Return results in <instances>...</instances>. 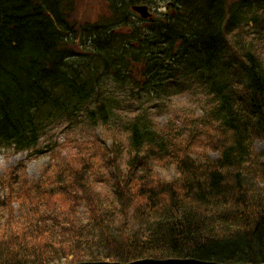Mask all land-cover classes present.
Here are the masks:
<instances>
[{"label":"trees","instance_id":"16d2710c","mask_svg":"<svg viewBox=\"0 0 264 264\" xmlns=\"http://www.w3.org/2000/svg\"><path fill=\"white\" fill-rule=\"evenodd\" d=\"M179 3L72 48L76 0H0V154H26L0 176V264H264V0Z\"/></svg>","mask_w":264,"mask_h":264},{"label":"rangeland","instance_id":"374dc122","mask_svg":"<svg viewBox=\"0 0 264 264\" xmlns=\"http://www.w3.org/2000/svg\"><path fill=\"white\" fill-rule=\"evenodd\" d=\"M119 1L120 3L122 2L121 0ZM147 6L149 7L152 15H155L156 12L158 11L155 3L147 4ZM107 15H108V8L106 5V0H77L73 8V11L70 13L71 20H69V23L75 26L77 25L76 27H78L80 24L95 22L96 20L98 21L99 19L101 20ZM194 101L195 99L191 97L190 99L188 98L174 99L172 101L170 111L167 114L161 115L157 119H155V123L157 127L162 131H165L167 127H170L171 132L173 134H176L180 128L190 124L184 118L185 114H188L189 116L192 115L194 117H196L197 115L198 116L200 115V112L198 111L197 107H195L197 106V104ZM102 132L99 131L98 133H96V135L99 136L100 139L104 138ZM93 138H96V136H94ZM93 138H88V140L93 141ZM184 139L187 141V145L185 147L186 149L188 148L189 150L198 149L199 145L193 144V142H191L192 139L191 140H188V138H184ZM254 149L256 151H261L263 149L262 144L260 142H255ZM68 151H69L68 146H64L63 148H61L60 150L61 156L65 157V154ZM212 155H213L212 157H214V154ZM25 156L26 154H22V153L8 154V155L0 154V176L7 175L5 173L9 171V169L14 168L15 165L23 162L25 159ZM68 158H69V155H67L64 159L67 160ZM50 162H51V157L48 155V153L33 155L32 157L28 159L27 162L22 163L24 164L23 173L28 179L34 180L40 175L42 169L47 164H50ZM161 261H164V260H161ZM87 262H90V261H87ZM81 263H84V262H81ZM109 263H112V262H109Z\"/></svg>","mask_w":264,"mask_h":264},{"label":"water","instance_id":"95a60500","mask_svg":"<svg viewBox=\"0 0 264 264\" xmlns=\"http://www.w3.org/2000/svg\"><path fill=\"white\" fill-rule=\"evenodd\" d=\"M133 10L140 12L141 15L143 17L146 16V8L142 7H133ZM194 260L192 259H168V260H153V259H142V260H137L131 263H127V264H193ZM79 264H122V263H118V262H84V263H79ZM213 264H217V263H213Z\"/></svg>","mask_w":264,"mask_h":264},{"label":"bare ground","instance_id":"6f19581e","mask_svg":"<svg viewBox=\"0 0 264 264\" xmlns=\"http://www.w3.org/2000/svg\"><path fill=\"white\" fill-rule=\"evenodd\" d=\"M194 260V259H192ZM215 262H208V261H200V260H194L193 264H213ZM218 264V263H217Z\"/></svg>","mask_w":264,"mask_h":264},{"label":"flooded vegetation","instance_id":"af4514ba","mask_svg":"<svg viewBox=\"0 0 264 264\" xmlns=\"http://www.w3.org/2000/svg\"><path fill=\"white\" fill-rule=\"evenodd\" d=\"M145 1H146V5H147V4H150V0H145ZM165 1H167L166 9L170 8V7H171V4H170V1H171V0H165ZM171 8H172V7H171ZM172 10H173V8H172Z\"/></svg>","mask_w":264,"mask_h":264}]
</instances>
